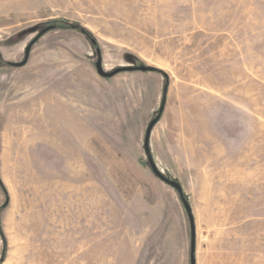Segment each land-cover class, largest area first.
I'll return each mask as SVG.
<instances>
[{"label": "rangeland", "instance_id": "obj_1", "mask_svg": "<svg viewBox=\"0 0 264 264\" xmlns=\"http://www.w3.org/2000/svg\"><path fill=\"white\" fill-rule=\"evenodd\" d=\"M151 161L199 264H264V0H0V264H191Z\"/></svg>", "mask_w": 264, "mask_h": 264}, {"label": "water", "instance_id": "obj_2", "mask_svg": "<svg viewBox=\"0 0 264 264\" xmlns=\"http://www.w3.org/2000/svg\"><path fill=\"white\" fill-rule=\"evenodd\" d=\"M55 27H56L55 25H49V26L45 27L43 30H41V32L26 47L24 60L21 61V62H18V63H11V64L12 65H15V66L25 65L27 63V61H28L29 54H30V51H31V48H32L33 44L44 33H46L47 31H49L51 29H54ZM96 67H97L98 73L100 75H102L103 77H106V78L112 77V76H114V75H116V74H118L120 72H123V71H135V70L154 71L155 70V68L152 67V66H146V65L142 64V65L121 66V67L115 68L114 70L108 72V71H105V69L103 68L102 61H101L100 58L98 59V61L96 63ZM165 76L167 78V74H165ZM167 92H168V82L166 83V85L164 87L163 102H162V105H161V108H160V113H159V115L156 118H154L152 120V122L150 123V125L148 127V130H147V135H146V148H147V150H149V140H150L151 132H152L154 126L156 125V123L159 121V119L161 117V114L164 111L165 103H166V98H167ZM152 166H153L155 172L157 173V175L160 177V179L163 182L171 185L172 187L176 188L179 191V193H180V195H181V197H182V199L184 201V204H185L186 209H187V211L189 213L190 222H191V264H196V259H195L196 228H195V222H194V219H193V216H192V213H191V208H190L189 204L187 203L186 199L184 198V188H183V186L179 182H177V181H175L173 179L168 178L163 173H161L159 170H157V168H156V166H155V164L153 162H152Z\"/></svg>", "mask_w": 264, "mask_h": 264}, {"label": "crops", "instance_id": "obj_3", "mask_svg": "<svg viewBox=\"0 0 264 264\" xmlns=\"http://www.w3.org/2000/svg\"><path fill=\"white\" fill-rule=\"evenodd\" d=\"M195 256H197V255H196V251H195ZM196 258H197V259H196ZM195 259H196V264H199L198 257H195Z\"/></svg>", "mask_w": 264, "mask_h": 264}, {"label": "trees", "instance_id": "obj_4", "mask_svg": "<svg viewBox=\"0 0 264 264\" xmlns=\"http://www.w3.org/2000/svg\"><path fill=\"white\" fill-rule=\"evenodd\" d=\"M74 27H76V26H74Z\"/></svg>", "mask_w": 264, "mask_h": 264}]
</instances>
